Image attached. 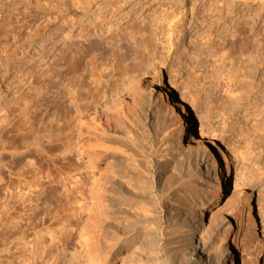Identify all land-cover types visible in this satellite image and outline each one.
<instances>
[{
  "label": "rangeland",
  "instance_id": "374dc122",
  "mask_svg": "<svg viewBox=\"0 0 264 264\" xmlns=\"http://www.w3.org/2000/svg\"><path fill=\"white\" fill-rule=\"evenodd\" d=\"M80 11L85 12L81 20ZM171 11L176 14L172 20L176 32L171 41L166 40V24L154 27V32L152 28L141 31L143 19L153 15L156 21ZM104 19L118 20L115 39L124 47L130 44L136 50L137 45L131 42L142 43L151 31L154 33L156 50L151 64L144 69L145 79L155 75L158 82H170L191 107L193 136L196 138L198 127L203 126L216 144L229 151L227 187L203 217L204 227H210V242L220 239L222 218L231 220L235 233L236 216L242 207L245 222L239 233L240 250H235V264H264V174L260 176L254 165L257 162L264 170V135L254 132V125L259 129L264 126V0H0V264H89L86 247L97 244L109 264H152L147 230L158 225L164 234V213L176 206L174 198L165 199L161 193L172 195L195 177L194 172H187V164L171 153L163 139V116L158 114L153 97L143 95L141 108L127 111L120 119L132 137L102 132L100 125L92 131L104 137L111 150L127 158L139 173L140 178L129 181L148 180L153 188L136 196L126 194L124 199L117 196L112 212L103 214L100 228L90 210L91 201L79 199L76 194L77 167L87 166L76 145L77 131L80 126L87 130L93 123L89 114L74 119L75 107L70 103L68 108L63 99L65 88L69 97L79 86V73H90L91 67L102 63L106 67L104 80L113 81L124 73L128 61H123L122 53L114 48H107L105 60L92 54L80 72L69 67L70 81L66 86L64 57L73 54L70 43L88 47L100 39V30L93 26ZM65 24L70 30L68 50L64 46ZM248 24L253 28L251 32ZM106 26L109 25L102 28ZM79 27L85 33L88 30L80 38L76 33ZM236 30L241 35L246 31L239 36L251 40L249 44L247 39L245 44L241 42L244 49H234L237 55L225 38ZM170 42L174 46L168 48L166 44ZM248 53L256 60L252 66L248 64ZM100 60L102 63H95ZM246 64L254 72L257 70L252 75L257 102L251 97L232 104L228 101L230 94L223 92L226 87L219 92L216 86L229 72L248 71ZM104 85L108 87L109 83ZM244 91L242 87L236 93ZM64 109L68 110L66 114ZM65 121L69 122V150L63 146ZM172 129L168 128V132ZM249 144L253 151L249 150L251 155L247 156ZM211 148L216 151L214 146ZM85 190L87 194V186ZM166 200L168 207L164 209ZM131 225L137 226L132 232ZM132 239L133 244H129L127 241ZM160 242L165 244V234ZM215 243L206 242L204 247L211 263L216 258ZM166 260L161 258L160 264H175L172 259L168 263ZM100 261L104 264L101 258Z\"/></svg>",
  "mask_w": 264,
  "mask_h": 264
},
{
  "label": "bare ground",
  "instance_id": "6f19581e",
  "mask_svg": "<svg viewBox=\"0 0 264 264\" xmlns=\"http://www.w3.org/2000/svg\"><path fill=\"white\" fill-rule=\"evenodd\" d=\"M178 12L179 10L176 11V13ZM79 13L81 15L79 20H81L85 12L80 11ZM175 15V11H171L170 13L165 12L161 17L158 18L159 20L156 21V17L150 15L148 18H145L141 21V25L139 27L141 28V31L145 30L146 28H152L154 32V27L159 28L163 24H166L168 34L166 40L171 41L173 31L176 32L175 24H173L172 21L173 18H175ZM170 16L172 17L171 20H169ZM117 21H112L110 19L106 21L104 19L100 23L94 24L93 29L97 26V29L95 30H100V34H97L100 39H96L95 41L91 42L88 47L79 45L75 42L72 44L70 43L69 45L71 46V51L73 54H66L64 57L65 67L63 78L66 86L67 81L68 84L70 81V79L67 78L69 74V67L74 66L76 69L75 72L78 70L80 72L81 67L87 62V58L92 54H97L102 60H105L108 59L109 55L107 48H114L116 52L122 53L120 57L123 59V61H128L124 73L115 77L113 81L104 80V78H106V67L103 66L101 60L95 61V63L102 64L94 66L93 69L91 67L90 73L86 72L84 75L79 73L77 76L81 78L79 80V86L77 87V90H74V92L69 95V97H67L68 89L67 87L65 88L63 99L65 97V105L68 108V104L70 103V105L75 107V111H73L75 113L74 119L78 120L83 116V114H89L90 120L93 123L89 129L83 130L82 126H80L77 131L76 145L78 146L79 153L85 156L87 166L83 167L81 164V166L78 164L79 166L77 167L76 171V183L74 184L76 187V194L78 195L79 199L87 198L89 201H91L90 210L93 211L92 213L94 214V219H96L97 226L99 225L98 227L100 228V223L103 221V214L105 212H112L111 209H113L112 207L117 201V196L119 197L118 199L123 198V196L126 194H132L133 196H136V194H139L141 191H145L146 188H153L151 187V184L148 180H144L142 183H140L138 179H133L132 182L129 181L130 178H140L139 173L135 171L134 167L129 165L127 158L118 153L116 150H111V147L105 143L104 137L102 138L97 136L92 131L96 125H100L102 132L111 133L113 135H122L127 138L132 137V132L129 131L130 129L128 130L127 128L123 127L120 119L125 117L127 111L135 109L136 107L141 108L143 95H147L149 97L152 96L154 102L157 105V109L159 111H157L158 114H162L164 117L160 119H163V121H161V126H166V128L164 127L165 129L163 131V139L167 142L166 145H168L172 151L171 153L175 152L176 155L187 164V172H194L195 177L188 184L177 188L172 195L166 191L161 193L165 199L168 198L172 200L174 198L176 206H173L174 208L169 207L166 212L164 211V218L166 220L164 245H161L160 242L161 236L164 234L161 233L158 225L157 227L152 225L153 227H149L150 229L147 230L149 231L146 233L148 239L146 240L148 242V251H150L148 253L149 258L151 259L152 264L162 263L161 258L163 257L167 258V260L172 259L175 264H235V250L239 249L241 241L239 240V233L245 222L243 218L244 209L242 207H239L238 209L235 233L229 218H222V220H220L222 221L220 223V230L223 228V231L220 235V239H217L218 242L215 240L210 242L211 239L208 236L211 232L209 230L210 227H204L203 225L204 214L214 204V202L218 200L227 187L229 171H231V165L228 160L229 151L226 149L224 150L221 146L216 144L213 138L210 137L207 131L203 128V126L198 127V138L197 136L196 138L193 136L194 128L193 115L191 114L192 112L190 110L191 107L181 95L177 94L173 90L172 84L170 82L167 83V85L165 82H158V79L155 78V75L154 77L152 76L153 78L150 77L149 80L145 79L146 72H144V69H146V67L151 64V60L154 58L153 53L156 50V46L153 43L154 33L152 34L151 31L148 39L142 43L136 44L135 42H131V45H137L136 50L134 47H130V44H126L124 47L123 45L118 44L119 42L117 43V39H115V34L118 31ZM105 24L109 26L102 28ZM249 25L250 24H248V26ZM79 28L80 29L76 33L80 38L84 36L88 30L85 33V29L82 27ZM84 28L86 27L84 26ZM247 29L249 30L248 32H251L253 28L250 25ZM237 31L238 30L235 31V34L239 32ZM128 32L132 33L131 30ZM235 34L232 35L231 33L229 35H225V38L228 39L227 41L230 45V49H233L232 52H235L234 49L238 52L236 48L239 47V49H244L241 42L243 41L245 44L244 39H247L248 41L247 36L241 38L244 34ZM63 35L64 46L65 49L68 50L70 49V46L67 45L70 38V30L66 24L64 26ZM209 36L208 38L211 37ZM225 38L224 42H227L225 41ZM249 42H251V40L248 41V44ZM228 44L226 46H228ZM166 45L168 48H170L171 46H174V43L170 42ZM241 46L243 48H241ZM139 49L142 51L138 52ZM226 51L225 55L223 56L224 58H226L225 56L227 55ZM237 52H235V54ZM256 54L260 55L258 52ZM232 55L234 54L232 53ZM247 55L250 56L247 58L248 64L250 63L252 66L255 57L252 55V53L251 55L249 53ZM230 57L227 56V59ZM257 58H259V56ZM134 63L137 64L136 67L133 66ZM248 64H246V66ZM251 66H247V69L249 68L248 71H243L242 74L240 73L239 69L236 72L234 71L235 73L229 72L231 75L226 74L223 78V82H218L216 91H223L222 88L225 86L226 88L223 92H228L227 94H230V98L228 100L230 103L238 104L248 101L251 99V97H253L256 104L257 101L255 99H257V96L253 94L255 87L253 80L254 77H252V75H255L257 70L254 72ZM104 82L109 83V86L107 87L104 85ZM242 87H244L246 91L243 93H236V91ZM257 87H260V85L257 84ZM261 93H264V90H262ZM67 111L68 110H65V114ZM68 125V121H65L63 124V131L65 133V142L63 146L69 150V148H67L69 143V134L67 133V130L69 129ZM2 128H4V126ZM168 128L173 129L168 132ZM254 128L256 129L254 132H256L258 135L259 132L261 133L260 136L264 135V126L263 128L259 129L254 125ZM185 140H188L186 146L183 145ZM211 146H214L216 151L213 150ZM247 146L248 148L245 153H247L248 156L251 153L249 150L253 151V148L250 144ZM167 161L168 159H166L164 163H167ZM254 165L257 166V170H260L259 175H263L264 170L261 171L262 168H259L258 163L254 162ZM86 186L88 187L87 194L85 193ZM167 200L163 204L164 209L168 204L169 200ZM138 213V215H140V212ZM140 222H143L144 224L146 221L145 219H140ZM208 224L210 225V222ZM136 225L130 226L132 228L131 232L133 229H135ZM229 239H231L230 244ZM134 240L135 239H132L131 241L127 242L131 244ZM181 240H184V244L182 245ZM206 242L207 244L212 245L216 242L215 246L217 247V250L215 255L216 258L214 257V263H211V258H209V255L204 252ZM125 244L127 245L126 242ZM101 249L103 248H101L100 244H97L91 248L86 247L87 255L88 257L90 256V260L88 261L89 264H100V258L104 261V264H109V261H106V257L104 256L103 250ZM169 262H171V260H169Z\"/></svg>",
  "mask_w": 264,
  "mask_h": 264
}]
</instances>
